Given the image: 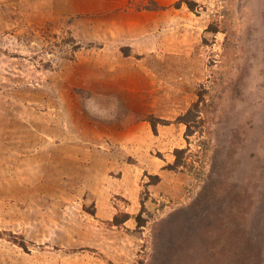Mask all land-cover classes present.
Returning a JSON list of instances; mask_svg holds the SVG:
<instances>
[{
	"label": "rangeland",
	"instance_id": "rangeland-1",
	"mask_svg": "<svg viewBox=\"0 0 264 264\" xmlns=\"http://www.w3.org/2000/svg\"><path fill=\"white\" fill-rule=\"evenodd\" d=\"M180 1L0 0V264H264V0Z\"/></svg>",
	"mask_w": 264,
	"mask_h": 264
},
{
	"label": "trees",
	"instance_id": "trees-1",
	"mask_svg": "<svg viewBox=\"0 0 264 264\" xmlns=\"http://www.w3.org/2000/svg\"><path fill=\"white\" fill-rule=\"evenodd\" d=\"M182 3L187 4L188 8H190L191 10L195 11L196 10V6H197V2L194 0H181L177 5H181ZM217 29H215L216 31ZM180 153L181 150H177L176 151V155H177V159H178V163H180L181 158H180ZM180 159V160H179ZM130 218V214L129 213H123L122 216L116 215L114 217L113 223L115 225H121L123 223H125L128 219ZM136 220L138 221L139 225H143L144 224V218L142 217L141 213H139L136 216ZM0 237H5L6 239L12 241L13 243L19 245L20 247L24 248L25 250L29 249V245L26 242L24 236H18L17 234L14 233H4L2 231H0Z\"/></svg>",
	"mask_w": 264,
	"mask_h": 264
}]
</instances>
